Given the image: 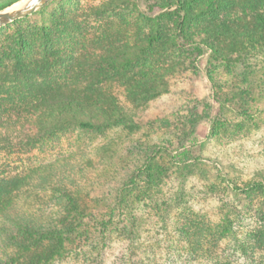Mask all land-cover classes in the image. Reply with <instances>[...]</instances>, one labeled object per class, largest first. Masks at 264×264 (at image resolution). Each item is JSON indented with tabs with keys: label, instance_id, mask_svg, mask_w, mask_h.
I'll return each mask as SVG.
<instances>
[{
	"label": "rangeland",
	"instance_id": "1",
	"mask_svg": "<svg viewBox=\"0 0 264 264\" xmlns=\"http://www.w3.org/2000/svg\"><path fill=\"white\" fill-rule=\"evenodd\" d=\"M109 1L51 0L45 9L0 29L1 44L16 39L19 31L39 27L61 7L74 14L102 7L97 10L101 17H82L78 26L73 24L83 33L75 50L115 55L122 62L134 53L142 54L135 70L124 62L120 71L134 79L157 80L151 95H138L135 100L126 97L119 75L99 81L117 96L120 116L128 126L99 131L68 128L43 137L30 152L0 151V177L54 163L48 178L33 176L16 192L22 213L33 212L39 219L52 204L57 210L53 185H60L95 214L86 218L79 237L47 264H264V252L251 245L260 224V194L251 202L243 194L248 183L260 180L256 174L264 172V91L260 99L247 97L246 104L229 100L231 88H244L242 68L208 64L206 51L199 55L174 50L171 20L164 16H159L160 45L154 38L156 27L141 17L148 0H135V6L115 1L104 5ZM11 60L7 56L2 66ZM6 90L0 89L4 118L26 115L29 109L10 107L13 95ZM215 96L225 102L223 110ZM196 110L203 117L187 135ZM165 143L167 151L160 152L158 146ZM145 147L150 148L146 153ZM152 150L153 163L145 169L142 187L130 201L119 203L122 183L138 173L135 167L143 165ZM183 164L190 165L192 173H186L180 187L173 167L187 166Z\"/></svg>",
	"mask_w": 264,
	"mask_h": 264
},
{
	"label": "trees",
	"instance_id": "2",
	"mask_svg": "<svg viewBox=\"0 0 264 264\" xmlns=\"http://www.w3.org/2000/svg\"><path fill=\"white\" fill-rule=\"evenodd\" d=\"M14 1L3 0L0 9ZM113 1L115 4L125 2L136 5L135 0H110L104 5ZM50 3L51 0L38 10L45 9ZM100 8L90 10V13L74 14L61 7L57 13H50V19L39 27L30 28L28 32L19 31L16 39L0 44V67L4 68L0 71V89H7L6 93L13 95L10 107L15 110L29 109L26 115L7 120L0 108V151L30 152L43 137L50 138L68 128L99 131L126 125L125 117L123 114L120 116L117 96L109 87L99 84L100 80L109 76L122 77L128 99L135 100L138 95L152 94L157 84L155 78L134 79L120 71L124 62L132 64L131 68L135 70L134 63L143 57L142 54L134 53L122 62L115 55L84 53L82 47L75 50L83 33L74 30L73 24H80L78 18L101 17L97 11ZM156 12H160V15H156ZM141 15L156 27L154 38L160 41V45L163 41L162 18L159 16H164L171 20L169 29L174 50L180 53L196 51L199 55L206 51L208 64L224 65L230 69L242 68L239 76L244 88H231L229 100L239 99L246 104L250 99L253 101L263 97L264 0H148ZM152 41L153 38H150ZM7 56L12 60L10 64L2 66ZM8 81L16 83L8 87L5 84ZM214 99L222 104L223 110L225 102L217 96ZM28 101L31 102L30 106ZM117 112L118 116H115ZM202 117L199 111L192 112L187 135L192 133L193 126ZM160 145V152L167 151L166 143ZM149 150L144 148L145 153ZM152 153L153 150L145 156L147 161L143 165H136L138 173L122 183L117 197L119 203L130 201L132 193L142 187L145 169L153 163ZM53 164L49 161L0 177V264H47L62 254L70 240L79 237L87 226L86 218L95 216L86 211V206L78 203L75 196L67 194L59 182H55L59 186L53 185L57 195L55 204L59 206L57 210H52L56 206L52 204L49 210L39 215V219L34 218L33 212L22 213L16 192L33 176L48 178ZM173 169L174 174L178 172L182 187L188 175L186 173H192V167L174 166ZM256 176L260 180L248 183L243 194L246 202H251L260 194L257 214L260 224L252 234L254 241L251 245L264 252V172L259 171ZM105 212L109 213L107 209Z\"/></svg>",
	"mask_w": 264,
	"mask_h": 264
},
{
	"label": "water",
	"instance_id": "3",
	"mask_svg": "<svg viewBox=\"0 0 264 264\" xmlns=\"http://www.w3.org/2000/svg\"><path fill=\"white\" fill-rule=\"evenodd\" d=\"M49 0H17L0 9V27L34 12Z\"/></svg>",
	"mask_w": 264,
	"mask_h": 264
}]
</instances>
